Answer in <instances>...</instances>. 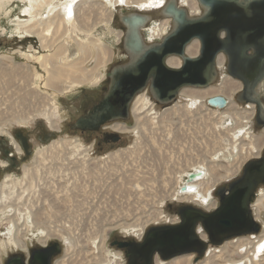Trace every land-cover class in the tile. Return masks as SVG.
<instances>
[{"label":"rangeland","instance_id":"rangeland-1","mask_svg":"<svg viewBox=\"0 0 264 264\" xmlns=\"http://www.w3.org/2000/svg\"><path fill=\"white\" fill-rule=\"evenodd\" d=\"M64 1L65 0H57L54 3L56 5H59L60 3L64 2ZM168 1L169 0H166L167 3H168ZM182 1H184V0H178V2H177L178 7H181L186 12V14H188L189 10L186 7L182 6V4H181ZM195 1L198 2L197 0H195ZM27 6H28V4L26 1L12 0L7 5H5V7H3L2 10H0V67L7 68L9 66L8 68H11L13 66V67L21 68V69H26V71H27L25 73V75L27 77L25 82H23L19 78H7L4 76L0 77V89H1L0 90V99H1L0 100V110L4 111L3 109L10 108L12 111H9L8 113H10V114L12 113L11 115H13L16 112H19L22 110L23 111L28 110L27 112H29L34 107H36V110H35L36 112H31L34 114H32L31 117H29V119H26V120L21 119V118L10 120L9 116H11V115H7L5 113L6 120L2 121V119H0V142L4 148L6 146V147H10L11 151H14V150L16 151V148H14V146L12 144H10V141H13L12 136H14V133H16V132L25 133L26 135L29 136V138L31 140V151L34 152V154H33L34 156L29 158L27 161L22 162L20 165H18V167L15 170L6 172V174L3 175V177L0 180V184L2 182L5 183L2 185V187L5 188L6 190L11 189L10 183H12L14 185H19L23 181L22 178H23V169L24 168L34 170L35 171L34 177L40 178L42 171H43V167L41 165L48 167V165L52 163V161L49 162V161L43 160V158L41 157V154L42 153H48L49 151H53V150L58 149L60 151L59 153L64 155V158H63L64 160L56 162V164H59L58 165L59 167L62 168L64 166V168H65V166H67V168H65V171L68 168L72 170L73 169L72 166H81V167H75L74 169L76 171L75 170L66 171V172L63 171L62 173H57V171L55 169V171L51 172L52 173L51 175L47 176L49 180H52V182L47 180L48 182H50L49 185L51 184L52 191L58 190L55 193L54 199H55V201H57L59 203L58 204L59 206L57 205L58 206L57 209L60 212V214L56 216L57 218H54V216H53L54 212L49 209V207L47 205V201H46L42 207V211L46 212V214L49 215L50 219L49 218L48 219L51 222V225L47 224L46 226L48 228H50L52 226V227H55L57 229H63L62 226H65L66 227L65 229H67L65 231L67 234H69V235H65V234L58 233V235H60L59 237H51L50 240L47 238L52 243L59 245L62 249L60 255L57 257V260H61V261L71 260V261H73V258L76 255H78V254L83 255L84 253H86L85 254V257H87L86 260H88V258H95V261L91 262L89 264H99L97 258H98V254H99V248L102 247L103 252H101V257H103L105 259V262H103V263H105V264H116V262L118 261L120 264H122L123 259L121 258L120 255L115 254V252H118L115 248L110 247L109 239L117 237L120 239L121 238L134 239V240L138 241L139 239L142 240L144 238V236L146 235L147 231L150 228L165 227L167 225L168 226L173 225L174 222H172V221L175 220V216H176L175 209H173V207L178 206L181 201H183V203L181 202V204H184V205L191 203V202L193 203V201L188 200V199L180 200V201L177 200V199H179V197L181 195L180 192H182L181 189H177V188H182L184 186V183H185V180L182 182L181 179H186L188 174L191 172V169L193 170L195 168H198V166H199L200 169L203 170L202 165H206V167H209L210 164L203 162L202 165H199L198 158H200V157L196 154V152H194L195 146L191 142L192 137L191 136H184L182 138L180 136L179 132L177 130H175L176 122H177L176 120L174 122H172L174 124L173 127L169 126L170 127L169 132L166 134L167 140L164 141L163 143L159 144V141L157 140V138L155 139V137H153L151 135V133H149L148 131L145 133L143 132L144 135L140 136L141 134L139 133V127L142 126L143 122L142 121H136V119L142 120L144 116H146L147 118H152L153 121H151L149 119V121H151L150 127L154 128V126H155L156 129L159 128L155 125L156 120H158V121L162 120V121H165L169 124L171 123L168 120L163 119V112L164 111H163L162 106L165 103H163L162 101L160 102V100H156L153 97V95L150 91V88H148V90H149L148 96H150V98L148 96L142 95L147 90L148 86H145L141 90V92L137 94V95L140 94L141 96H139L138 98L135 99L134 102H132L133 103L132 104V113H133L135 124L133 122V119L129 116L130 106L128 108L127 118H125V119L117 118V119L109 121V122H114V121L119 120L120 124H121V122H125L126 123L125 127H127V129L132 128V134L129 132H123V133L119 132V134L122 137V143L120 145L116 146L115 149H112V148L111 149H105L102 151V153L93 154L94 156L87 154V152H86L87 149H85L84 144H82L78 140V136L80 134L78 132H75L78 129H74L73 125L75 124V122L72 123V121H73L74 116H78L82 113V108L80 106H76L74 108H71V105H72L71 99L74 98L75 94L77 92H79L80 89H82L83 87L84 88L85 87L96 88L101 92L102 96L107 94L109 91V85H110V81H111L110 76H109L111 70H113V68H115L117 66L126 65L130 61L129 60L130 55L128 54L129 57L127 56L126 50H125L124 45H123V40L125 39L123 37V35L125 36V34H126L125 33L126 32V26L124 25V21H123L124 17L126 18L131 14L141 15V16H144L146 18L148 17L149 19L148 18L146 19V21L148 23L146 29H149V31H150V30H152L150 28L153 25L152 23H156V24L162 23L164 20V16L162 15L161 9L144 10V11H147L144 13V12H142L143 10L139 11L137 9H129V8L125 9L124 7H119V8L117 7L113 11L114 14L112 15V17L110 18V20L108 22L98 23L93 28H91L90 31H85L83 29H79L77 25H75L74 31H72L70 26L67 27L66 28L67 31L65 32V35H63L61 38H58L54 43H51V48L49 49V48L45 47L46 46L45 42H44V45H41V43L39 42V40L37 38H34L32 36L31 37L26 36L24 34H19L15 30H13L14 25L16 24L14 22L15 20L26 19V17L22 15V11L25 8H27ZM77 8H79V7H77ZM79 10H80V12H79L78 16L80 17L82 13H81L80 8H79ZM127 11L129 13H127ZM44 15H45V13H44ZM98 15H99V13H98ZM93 18L95 19V17H93ZM93 18H92V20H93ZM149 25H150V27H149ZM171 29H172V23L169 25L168 31L170 32ZM60 32H62V31H60ZM141 36H142V39H143L146 46H149L151 44L157 45L162 40V39H159V37H158V39L151 40L146 35V33L144 31L141 32ZM72 38H77L78 39L77 41L80 42L81 44H87L88 39L95 38L97 40H100L107 48H109V50H111V59L109 60V62L106 65L99 66L95 69V74H96L95 77H97L95 80H90L87 83H80V85H77V86L76 85L70 86L69 81L65 80L62 82V85L58 83L59 87L57 86V89L59 88V90H57L56 88L52 89L49 87H45L44 83H45V78L47 77V74H46L45 70L40 66L39 61L37 60V57H39L41 55L46 56V54H49L50 56H48V57H51V66H55L57 69H59L61 71H65L66 69H68L70 64H72L73 62H76L80 58L78 43H76L75 41H72ZM58 47H60V51H57ZM93 50L94 49H92L91 56L95 55V53H94L95 51H93ZM26 55H32L34 57L31 60H28L26 58ZM220 56H222V55H220ZM92 66H94V65H93V60L91 58V60H87L86 62L83 63L82 68L89 70L92 68ZM215 72H216L215 73V79L211 82V84H209V86H212L211 88H215L216 90H218L220 87H222L221 82L224 79V77H226V76L230 77L228 74V65H226L225 67H224V64L219 66V67L217 66ZM82 76L84 77V75H82ZM8 83L10 85H8ZM60 83H61V81H60ZM62 86L65 89H66V87H68V88L70 87V90H69L70 93H68V92L66 94L59 93L61 90L60 87H62ZM6 87L9 89H7ZM31 90L35 91V95ZM29 92H32L33 96L28 95ZM240 94H241V91L239 94H237L236 98H234L235 97L234 94L219 95V96L221 98H223L224 100L230 99L229 106H231L233 104V106L237 105L238 106L237 108L239 110H244V109L249 110V107H248L249 103H245L244 101H242V103H241L238 100V97ZM177 96H179V97L175 101H173V100L168 101V104H172L174 106H172L171 108L166 109V110H171L172 108H176V107L180 108L181 107L182 109L185 110L183 112V117H182L183 119L182 118L181 119L187 124H191L192 120L186 119L185 117L186 116L188 117L189 115H191L192 113H190V112H192V111L195 112L197 107L203 106L204 100H207V103L209 104L208 101L211 99V98L207 97L205 99H202L201 101L196 102V101H189L187 98L182 96L181 93H178ZM20 97H25L24 104L20 102ZM43 97H46V99H48V100L46 101V100L42 99ZM29 99H30V101H29ZM137 99H141V103L144 106L142 107L141 111L136 113V115H137V117H136V115L134 114V111H133V107H134ZM50 101H51V106L57 108V117L53 116L52 110H51L50 114L48 113L49 109H48V106L46 105V102H50ZM262 101L264 102V100H262ZM28 102H29V104H31L32 108H30L27 105ZM188 102L192 103L193 106L192 107L188 106L187 105ZM95 103H97V102H95ZM154 105H158L159 107H156ZM209 109H212V108H209ZM223 109H225V108H223ZM226 110L227 109H225V110L221 109V111L219 110V111L215 112L216 113L215 119L217 120V122L219 124L216 127V129H211V127H209V126L207 128H197L199 131H197L196 128L193 129V131L196 133L197 139L199 141H201V140L203 141V143L201 141V144L196 145V147L199 150H203L202 154H204L203 156L205 158H207L212 163L214 162L213 166H220L224 170V172H226V170L229 171L232 169V165L236 164L237 160L240 158L239 155L236 152L232 155H229V156H222L223 154H220L219 155L220 158L217 159L214 156H211L208 153H206L208 150H210V146H208V144H206L205 139L207 136L208 139L212 140V138L211 137L209 138L208 136H211V135H214L215 133H217L219 135L218 139H221L222 136L226 137L223 141L220 140V143L222 145L227 144V140H228L227 137H230L231 133H227L226 130L233 128L236 124V121L232 118V116L227 115ZM185 112H186V115H185ZM176 115L177 114L174 113L172 115V117L178 120L179 117H178V115L177 116ZM220 116H221V118H223V120L220 119ZM167 118L170 119V117H167ZM236 120L239 121L240 123H242V126H241L242 127L241 130H243L242 133H244L246 131V133L248 134V138L246 135L245 139L242 141V145L246 144V147L249 148V149L246 148L247 150H250V151H252L251 149L254 150L251 152V154L250 153L249 154H247V153L242 154L241 158L248 156V155H250L248 159H250L251 157H254V156H258L259 151L264 146V127L261 125L257 126L255 123V118L249 119L248 121H241L238 118H236ZM204 122H208V121L205 120ZM252 125H254V126H252ZM54 126H56L57 129ZM35 131L43 132L45 134H51V136L53 138H50V137L48 139L45 138V142H41L35 138V134H34ZM187 132L190 133V130H187ZM157 134H160V132H158ZM241 134L238 132L237 133L238 136L234 140L241 138L242 137ZM14 138H15V136H14ZM72 139H76L77 141H73ZM153 139H155V140H153ZM1 140L5 143V146ZM257 140H261V141L263 140L262 145L260 146L261 148L259 147V149L255 143ZM135 141L137 142L136 143L137 146L140 145V143L142 141H145L146 143H148L151 146L150 148L153 147L152 149H150L151 150L150 155L151 156L155 155L156 157L155 158L152 157V159L154 158V160H153L154 162L151 163V164H153V166H151V169L153 167V169H155L158 173L157 179L155 180V182L153 184H154L155 188L165 186V187H163V189H166V190H168L169 188H173L172 186H174L176 190L173 191V196H171L167 199H164L165 200L164 201L162 199H159L158 191H157V193H158V195H157L155 193L156 192L155 190L147 191L146 190L147 187L143 188L140 186L139 188L133 190V188L129 186L128 189L131 190V191H129L130 194H131V192H137L138 193L137 198L132 197V195L130 196L128 193H125L124 194L125 196L120 193V195L125 197V198L120 199V196H117L116 194L113 193L114 188L109 189V191H111L110 192L111 196L109 195L110 198H109L108 194L106 193L107 191H105V188L102 189L103 193H105L104 197H99V196L97 197L96 193H99L100 190L94 188L96 191H93V187H98L99 185L102 186L105 184V182L95 181L93 179V177H95V176L98 177L99 175H101V173L99 174L97 172V171H100V169H96V170H92L90 172H87L88 175H86L85 174L86 170L84 169L82 171L83 167L88 166V164H89V165H96L99 168H105L107 166L106 164H111V163L116 164L115 168L120 169V171L117 174L118 177L107 175L108 173H103L102 175H105V176L107 175L108 177L111 178L110 180L114 179L116 181H121V179H120L121 175H123V176L129 175V174H126L127 170H130V171L133 170V172H137V171L143 170L144 166H147L149 164V162L145 163V159L141 158L148 151L145 145H144V147L140 146L138 148L136 146L137 149L136 148L132 149V152H135V154H134L135 156L131 155L132 157H125L126 159L128 158L127 160H124L125 158L124 159L120 158V160H121L120 162L111 161V157H109V155H110L109 153H116L119 149L121 151H124L126 149L131 150V147L133 146V142H135ZM147 141H150V142H147ZM214 142H215V140H214ZM247 145H249V146H247ZM75 147H77V148H75ZM74 148H75V150H74ZM145 148H146V150H144ZM211 148L213 149V145ZM164 150L166 151V153H162V151H164ZM204 151H205V153H204ZM213 151L215 152V149H213ZM225 151L227 152L228 148H226ZM154 152H156V153H154ZM157 153L160 157L157 156ZM160 153H162V154H160ZM13 154L16 157H19L21 155L17 151L15 153L13 152ZM137 154H139V155H137ZM137 156H138V159H137ZM147 161H148V159H147ZM53 163H55V162H53ZM36 166H38V167H36ZM37 168H38V170H37ZM111 168H113L115 170L114 167H111ZM222 169L219 168L218 172L223 173ZM240 171L239 172L242 175L243 169ZM77 172H79V173H77ZM239 172H237L236 175H232V176L230 174H228L229 178L218 182L215 185V186H217V188H213L211 190V192H210L211 196L209 197L208 202L205 204H209V201L211 199H213V197H214V199H218L217 198L218 191L219 190H227V188L229 187V184L232 183L233 178H235ZM53 173H55V174H53ZM205 174H206V171H205ZM226 175H227V172L225 173V176ZM241 175L238 176L237 180L241 177ZM83 178H85L90 184L84 183ZM110 180H107L106 183L109 184ZM230 180H231V182H230ZM181 182H182V184H181ZM75 183H76V185H75ZM6 184H10V185H6ZM59 186L60 187L63 186V189H59ZM145 186H147V185H145ZM84 187H86V188L84 189ZM77 188H78V192H77ZM67 189L68 190L71 189L73 191L70 192V190L68 191ZM79 189H81V190H79ZM83 190H85V191H83ZM177 190H179L178 194H177ZM46 191L49 194L52 193V191L50 189H47ZM87 192H89V193L86 194ZM74 193H75V196H74ZM71 194L73 196H71ZM77 194H79L78 197H77ZM263 195H264V188H263V191L261 192L260 197H262ZM106 196H107V198H109L111 200V201H109L110 204L107 206L102 204V206H101L99 204L100 200L102 201V203L106 202V199H105ZM59 198L61 199V202H60ZM89 199H91V201H93L92 206L90 207L89 210L86 211L84 219L79 218L78 220H80V221H76V219L73 218V216H75V215L77 216V210L79 209L78 213H80V212L83 213V209L86 207L84 204H82L80 202H84L83 200L89 201ZM116 199H118L120 201H117ZM44 200H46V199H42L40 202H42ZM73 201H75L76 204ZM116 201H117V203H116ZM256 201H258V199ZM62 202L64 203V206L68 207L69 210H71V212H72V213L68 212L67 213L68 217H64L67 219V221H62V218H63L62 214L65 213V211H64L65 208L62 205L63 204ZM80 205H82V206H80ZM256 205H257V202L255 204V207H256ZM108 207H109V209L107 210L106 208H108ZM199 207L204 208V204L200 205ZM69 210H67V211H69ZM11 212H13V211H11ZM73 212H74V214H73ZM255 212H256V215H258L257 218H259V214L264 213V210L261 209L259 212H257L255 210ZM136 213H137V215H136ZM153 214H156V220H154L155 218L152 217ZM8 215H10V213ZM6 216H7V212L3 213V217L0 219V222L4 221V223L0 226V261L5 257L7 252L15 249L14 246L11 244V241L13 240L11 235H16V234L20 235L21 234L19 231L15 230V227L13 225H9L8 222L5 221L9 217V216L8 217H6ZM50 216H52V218ZM98 216H99V218H98ZM60 217H62V218H60ZM56 219H58V221ZM68 222H72V223H68ZM127 223H128V225H127ZM44 224L45 223H42L40 225L43 227ZM141 224L145 225L144 230H143L144 232L142 231V233H141L142 235L139 234L140 232L138 231ZM17 225L23 226L21 222H18ZM32 225L29 224L30 227H32ZM47 227H46V229H42L39 226V229L37 230V227L33 226V230H29L23 237L20 238V241H22L26 247H29V248H34L35 246L37 247L39 245V243L42 242V240H46L45 239L46 238L45 232H47V233L51 232L49 229H47ZM100 227H102V231H100V233H101L100 238L99 237L98 238H92L90 236V234L91 233L93 234V231H95V230H97V231L100 230L101 229ZM9 228L11 230L10 233L7 232V230ZM71 230H72V232H71ZM263 231H264V229L262 230V232ZM262 232H260V234ZM260 234H258L256 236H259ZM140 235H141V237H140ZM68 236H71V237H68ZM256 236H253V237H256ZM241 237H249L250 238V236L235 237L232 239H228L226 242H223L221 245L212 246V247L210 246V249L218 250V249L222 248L225 243L235 241ZM84 240H86V241H84ZM79 241H80V243H78ZM210 249L208 250V252L206 254L203 253L202 256H198V255H194V254H189V255L183 254V255L189 257L188 264H205L206 259L209 258L208 255H209ZM240 253L241 252H239V254ZM240 256L241 255H235L234 257H232V259L238 260L240 258ZM248 256L250 257V254H248ZM195 258L198 260L197 262H194L196 260ZM251 264H264V252L261 253V257L258 258V260L255 259V261H253V263H251Z\"/></svg>","mask_w":264,"mask_h":264},{"label":"bare ground","instance_id":"bare-ground-1","mask_svg":"<svg viewBox=\"0 0 264 264\" xmlns=\"http://www.w3.org/2000/svg\"><path fill=\"white\" fill-rule=\"evenodd\" d=\"M10 1H12V0H0V10H2L3 7H5V5H7ZM22 1H26L28 4L27 8H25L22 11V15L25 16L26 19L15 20L14 22L16 24L14 25L13 30H15L19 34H24L26 36H30V37L32 36L34 38H37L39 40V42L41 43V45H44V42H45L46 43L45 47L49 48V49L51 48V43H54L58 38H61L63 35H65V32L67 31V29H66L67 27L70 26L72 31H74L75 30L74 27H75V25H77L79 29H83L85 31H90L91 28H93L98 23L108 22L110 20V18L112 17V15L114 14L113 11L117 7L118 8L124 7L125 9L126 8L137 9L139 11L143 10L142 12H144V13L147 12L144 10L161 9L162 15L163 16L165 15L164 20L160 24H156V23L151 22L153 25L151 27H150L151 24L149 25V27L152 29L150 31H149V29H146V27L148 25L146 19L148 17L146 18L144 16H141V17H144L145 20L142 18L141 24L137 27V32H138L139 36H138V38L134 39V42L137 45L139 44L140 48H137V50L135 48H130L129 50H127L128 54L130 55V61H131L130 64H135L138 61V58L145 51L146 45H145V43L142 39V36H141L142 31H144L146 33V35L151 40L158 39V37H159V39H162L160 42H162L163 39L171 33V31L173 30V28L176 24L175 21L173 20V12L165 9V7L168 6L167 4L169 3V2L167 3L166 0H65L64 2L60 3L59 5H56L54 3L57 0H22ZM177 2H178V0L170 1V3L173 4L174 8L176 7L178 9H180L181 7H178ZM181 4L183 7H186L190 11V12L188 11L187 17L199 18L204 14V7H202V5L199 4L198 2H196L195 0H184L181 2ZM77 7H79L81 9L82 14L80 17L78 16L80 10ZM97 12L99 13V15ZM44 13H45V15H44ZM127 13H129V12L127 11ZM134 15H136V14H134ZM138 16H140V15H138ZM93 17H95V19ZM92 18H93V20H92ZM171 23H172V29L169 32L168 27ZM60 31H62V32H60ZM131 31H134V30L131 29L130 31H127V34H125V36L123 35V37L126 40L129 39L127 35H129V33ZM77 40H78L77 38H72V41H75L76 43H78L80 58L76 62H73L72 64H70L68 69H66L65 71H61V70L57 69L55 66H51V57H48V56H50L49 54H46V56L41 55V56L37 57V60L39 61L40 66L45 70V72L47 74V77L45 78V83H44L45 87L57 89L58 83L62 85V82L65 80L69 81L70 86H72V85L77 86V85H80V83H87L90 80H95L97 78V77H95V69L99 66L106 65L109 62V60L111 59V50H109V48H107L100 40H97L95 38L88 39L87 44H81ZM92 49H94L93 51H95L94 52L95 55L91 56ZM57 51H60V47L57 48ZM198 52H199V44H198L197 40H192L184 50L185 56H187L188 58L196 57V55H198ZM33 57L34 56H32V55H26V58L28 60H31ZM91 58L93 60L94 66H92V68L89 70L83 69L82 68L83 63L86 62L87 60H91ZM223 63H224L223 57L218 56L216 66L219 67V66L223 65ZM165 64H166V67H168V68L169 67H171V68L180 67L182 64V58H178L177 56H169L165 60ZM8 67L7 68L0 67V77L4 76L7 78H19L23 82L26 81V79H27V77L25 75V73L27 72L26 69H21V68L13 67V66L11 68H8ZM82 75H84V77ZM229 76L230 77H227V76L224 77V79L221 82L222 87H220L218 90H216L215 88H211L212 86H209V84H208V85H205V86L200 87V88L182 87L181 89H179L180 90L179 93H181L182 96L187 98L189 101H196V102L201 101L202 99H205L207 97L212 99V98L220 97L219 95H227V94L237 95L242 90L241 84H243V83L240 80L233 78L231 75H229ZM60 81H61V83H60ZM8 85H10V84L8 83ZM250 87H252L250 89L251 98H253V96H255V95H259V97L260 96L263 97L262 100H264V77L260 76L256 82H253L252 85H250ZM7 89H9V88H7ZM60 89L61 90L59 93H62V94H66L67 92L70 93L69 92L70 87L69 88L66 87V89H65L62 86V87H60ZM57 90H59V88ZM31 91L35 95V91L34 90H31ZM32 92H29L28 95L33 96ZM42 99H44L46 101L48 100V99H46V97H43ZM227 100H225L226 101L225 109H227L226 113L228 116H232V118L236 121V124L233 128L226 130L227 133H231L230 137H227L228 138L227 144L222 145L220 143V140L223 141L226 137L222 136L221 139H218L219 135L217 133H215L214 135L208 136L209 138L211 137L212 140L208 139L207 136L205 139L206 144H208V146H210V150H208L206 153H208L211 156H214L217 159L220 158V156H219L220 154H223L222 156H229V155H232L236 152L239 155L240 158L237 160L236 164L232 165V169L229 171L226 170V172H227L226 176H225L226 172H224V170L220 166H213L214 162L212 163L207 158H205L203 156L204 154H202L203 150H199L196 147V145L201 144L202 140L199 141L197 139L196 133L193 131L194 128H196V130L199 131L197 128H207L208 126L211 127V129H216V127L219 124H218L217 120L215 119L216 118L215 112L219 111V109H221V107L214 106L215 108H219V109H215V108L209 109L206 107L203 109L204 105L197 107L195 112L194 111L190 112V113H192L191 115H189L188 117L184 116L186 119L192 120L191 124H187L182 120L183 119L182 118L183 112L185 110L182 109L181 107L180 108L176 107V108H172L171 110H166L163 112V119L168 120L171 123L169 124V123L162 121V120H159V121L156 120L155 125L157 127H159L158 129H156L155 126H154L155 129L150 127V124H151L150 122L153 121L152 118H147L146 116H144L142 120L136 119V121H142L143 122L142 126L139 127V133L141 134L140 136H143L144 133L148 131L149 133H151V135L153 137H155V139L157 138V140L159 141V144L162 143L163 139L167 137L166 134L169 132V129H170L169 126L173 127L174 124L172 122H174L176 120L177 122H176L175 130H177L179 132L180 136L182 138L184 136H191L192 137L191 142L195 146L194 152H196V154L200 157V158H198L199 165H202L203 162L210 164L209 167H206V165H202L203 170L200 169L199 166H198V168H195V172H196L194 174L195 178L193 180H190V181H185L184 187L187 190L180 192L181 195H180L179 199H177L179 201L188 199L191 201H193V200L197 201L198 200V201H203L206 203L208 201L209 197L211 196V194H210L211 190L215 187V185L218 182L229 178L228 174H230L231 176L236 175L237 172H239L241 170L243 164L245 163V161L250 156V155H248V156L241 158L242 154H246V153L251 154V152L254 151L251 148L250 149L252 151L247 150L246 148H248V147H246V144L242 145V141L245 139L246 135L248 138V134L246 133V131L244 133H242L243 132V130H241L242 123L237 121L236 118L240 119L241 121H248L249 119H254L256 117L257 108L255 107L254 104L249 103L248 104L249 110H246V109L239 110L237 108L238 107L237 105L233 106V104H232L231 106H229L230 99H227ZM24 101H25V97H20V102L24 104ZM29 101H30V99H29ZM204 101H207V100H204ZM27 105L30 108H32V106H31V104H29V102ZM46 105L48 106V109L50 111V112L48 111V113L50 114L51 110H52L53 116L57 117V108L51 106V101L46 102ZM187 105L190 107L193 106L192 103H189V102L187 103ZM143 106L144 105L141 103V99H137L135 102V105L133 107L134 114L136 115L137 112L141 111ZM225 109H222V110H225ZM3 110L4 111L0 110V119H2V121H5L6 120L5 113L7 115H11L12 113L10 114L8 112L12 111V110L10 108H5ZM35 110H36V107H34L31 111H29L30 113L27 112L28 110H26V111L22 110V111L16 112L15 114L9 116V119L10 120L19 119V118L24 119V120L29 119V117H31V115L34 114L31 112H36ZM260 111H261V114H264V102L263 101H262V108L260 109ZM174 113L178 115V117H179L178 120L172 117V115ZM185 115H186V112H185ZM136 117H137V115H136ZM167 117H170V119H168ZM149 119L151 121H149ZM220 119L223 120V118H221V116H220ZM205 120L208 122H204ZM54 127L56 128V126H54ZM122 130H125V129H122ZM187 130H190V133H188ZM156 132L157 133L160 132V134H157ZM238 132L240 134L242 133L241 134L242 137L234 140L235 138H237ZM155 139H153V140H155ZM214 140H215V142H214ZM262 141L257 140L255 142L258 149L262 145ZM142 142L143 143L140 144L139 146L144 147V145H145L148 151L141 158L145 159V163L149 162V164L147 166H144L143 170H140L137 172H133V170L130 171V170L126 169L127 170L126 174H129V175L128 176L121 175L120 176L121 181H116L114 179L110 180L111 178L107 176V175H111L114 177H118L117 174L120 171V169L115 168L116 164H112V163L106 164L107 166L105 168H99L96 165H89V164H88V166L83 167L82 171L85 169L86 175H88L87 172H90V171L96 170V169H100V171H97V172L99 174L101 173V175H99L98 177L95 176V177H93V179L95 181L105 182V184L102 186L99 185L98 187H93V191H96L95 189L100 190L99 193H96L97 197L98 196L104 197L105 193H103L102 189L105 188V191H107L106 193L109 196L110 192H111V191H109V189L114 188L113 193L116 194L117 196H120V199L125 198L122 195H120V193L123 195L125 193H128L130 196L132 195V197L137 198L138 193L137 192H131V194H130L129 191H131V190L128 189L129 186L132 187L133 190L139 188L140 186L143 188L147 187L146 188L147 191L155 190L156 191L155 193L157 195L159 193V199H162V200L173 196V191L176 190L174 186H172L173 188H169L168 190L163 189V187H165V186L155 188L153 183L157 179L158 173L155 169H153V167L151 169V166H153V164H151V163L154 162L153 160L156 156L150 155V151H151L150 149H152L153 147L150 148L151 146L148 143H146L145 141H142ZM147 142H150V141H147ZM202 143H203V141H202ZM212 145H213V149H215V152L211 148ZM247 146H249V145H247ZM75 148H77V147H75ZM75 148H74V150H75ZM226 148H228L227 152L225 151ZM144 150H146V149H144ZM59 152L60 151L57 149V150L49 151L48 153H42L41 154V157L43 158V160L49 161V162L52 161V163L49 164L48 167L41 165L43 167V171L41 170L42 174L40 173L41 174L40 178L34 177L35 176L34 170L26 168L25 170H23L24 172H23L22 183H20L19 185H13L11 183H10L11 185L6 184V185H10L11 189L8 192H4L2 196L5 200H8L9 202H4V203L0 204V212L7 211L6 217H8V216L9 217L5 221L8 222L9 225H13L15 227V230H17L21 233L20 235H17V234L11 235V237L13 239L11 241L12 245L18 246L21 243L20 238L23 237L29 230H33L29 226V224H31V225L33 224L34 226H36L37 230L39 229V226L42 229H46L47 224L51 225V222L49 221V219H50L49 215L46 214V212L42 211V207L46 201H47V205H48L49 209L54 212V215H53L54 218H57L56 216L60 214V212L57 209V207L59 206L58 205L59 203L57 201H55V199H54L55 193L58 190L52 191L51 184L49 185L50 182L47 181V180H49L47 176L51 175L52 174L51 172L55 171V169H56L57 173H62L63 171H65V168H67V166H65V168H64V166L61 168L58 166L59 164H56L57 161L64 160L63 159L64 155L59 153ZM119 153H121V154L120 155H114V154L111 155L110 156L111 161L120 162L121 161L120 158L124 159L125 155L127 156V154L123 155L122 152H119ZM154 153H156V152H154ZM162 153H166V151L164 150V151H162ZM162 153H160V154H162ZM204 153H205V151H204ZM133 154H135V152ZM133 154L130 153V156ZM139 154H137V155H139ZM157 156L160 157L158 155V153H157ZM152 157H154V158L152 159ZM127 159L125 158L124 160H127ZM137 159H138V156H137ZM147 159H148V161H147ZM53 162H55V163H53ZM36 167H38V166H36ZM75 167H81V166H72V168H73L72 170L68 168L66 171H73V170H75L74 169ZM111 167H114L115 170ZM219 168L222 169L223 173L218 172ZM37 170H38V168H37ZM205 171H206V174H205ZM55 173H53V174H55ZM77 173H79V172H77ZM103 173H108V174L105 176V175H102ZM83 179L82 180L84 181V183L90 184L85 178H83ZM106 179L110 180L109 184L106 183L107 182ZM181 180L183 182L185 179H181ZM49 181L52 182V180H49ZM182 182H181V184H182ZM75 185H76V183H75ZM145 185H147V186H145ZM85 188L86 187H84V189ZM47 189H50L52 191V193L49 194L46 191ZM59 189H63V186H61V187L59 186ZM177 189H182V188H177ZM69 190H70V192L73 191L71 189H69ZM79 190H81V189H79ZM83 191H85V190H83ZM157 191H158V193H157ZM178 191L179 190H177V194H178ZM77 192H78V188H77ZM88 193L89 192H87L86 194H88ZM78 195L79 194H77V197H78ZM71 196H73V195L71 194ZM74 196H75V193H74ZM110 196H109V198H110ZM109 198H107V196H106L105 197L106 202L102 203V201L100 200L99 204L101 206H102V204L106 205V206L109 205L110 204L109 201H111ZM42 199H46V200L40 202ZM59 200L61 202L60 198H59ZM116 200L120 201L118 199H116ZM83 201L84 202H80V203L84 204L86 206L85 207L86 209L84 208L83 213L80 212L81 214L78 213L79 209L77 210V216L76 215L73 216V218H75L76 221H80V220H78L79 218L84 219L86 211L89 210L90 207L92 206L93 201H91V199H89V201H87V200H83ZM117 201H116V203H117ZM73 202L76 204L75 201H73ZM257 203L258 204L256 206V211L259 212L261 209L264 210V204H263L264 198L259 199L257 201ZM198 204L201 205L200 203H198ZM62 205L64 206V203ZM80 206H82V205H80ZM64 208H65V210H64L65 213L62 214L63 218L62 217H60V218H62V221H67V219L64 217H68L67 213L71 212V210H69V208L65 207V206H64ZM106 209L108 210L109 207ZM67 210H69V211H67ZM11 211H13V212H11ZM9 213H10V215H8ZM73 214H74V212H73ZM136 215H137V213H136ZM2 217H3V214L0 213V219ZM50 217L52 218V216H50ZM152 217L155 218L154 220H156V214H153ZM257 217H258V215H257ZM98 218H99V216H98ZM56 220L58 221V219H56ZM18 222H21L23 226H18L17 225ZM42 223H45L43 225V227L40 225ZM68 223H72V222H68ZM127 225H128V223H127ZM0 226H1V224H0ZM144 227H145V225L141 224V226L138 229V231L140 232L139 234L142 233V231L144 230ZM62 228L63 229H57V228L52 227V226L50 228L47 227V229H49L51 232L47 233L44 231L46 233L45 239H47V238L50 239L51 237H59L60 235H58V233L69 235L65 231V230H67V229H65L66 227L62 226ZM100 228L101 229L98 231L97 230L93 231V234L91 233L92 235L90 234V236L92 238H98V237L100 238V234H101L100 231H102V227H100ZM7 232L8 233L11 232L10 228L7 230ZM71 232H72V230H71ZM141 235H140V237H141ZM68 237H71V236H68ZM205 238L206 237L203 236V239H205ZM43 241H45V240H42V242ZM84 241H86V240H84ZM78 243H80V241ZM101 252H103L102 247L99 248V254H98V258H97L98 263L105 262V259L103 257H101ZM239 252H241L242 254L241 253L239 254ZM262 252H264V231L259 236H256L254 239L244 237V238L237 239L235 241H231L229 243H225L224 246L218 250L211 249L209 251V255H208L209 258L206 259L205 264H251V263H253V261H255V259L258 260V258L261 257ZM85 254L86 253H84L83 255L82 254L76 255L73 258V261H70L68 264H71V262H74L73 264H76V263L88 264V263L95 261V258H88V260H86L87 257H85ZM115 254L119 255V252H117ZM248 254H250V257L248 256ZM235 255H241V256L238 260H234V259H232V257H234ZM188 262H189V257L184 258L180 261H175L171 264H188Z\"/></svg>","mask_w":264,"mask_h":264},{"label":"water","instance_id":"water-1","mask_svg":"<svg viewBox=\"0 0 264 264\" xmlns=\"http://www.w3.org/2000/svg\"><path fill=\"white\" fill-rule=\"evenodd\" d=\"M170 1L165 9L173 12L176 23L171 33L159 44L145 46V51L135 64L129 61L126 65L113 68L109 75V91L103 102L106 105L100 110L98 118L78 119L73 125L74 129L91 128L86 127L87 122L90 123L88 126H97L109 120L127 118L132 96L140 92L149 81L153 97L161 100L166 96L169 101L175 100L182 87L200 88L211 84L216 73L213 60L203 71L198 58L185 56L184 50L192 40L201 42V54L210 48L214 54L227 56L228 74L243 83L238 100L254 104L257 108L255 123L264 126V114L260 111L263 97L255 95L251 98L250 95V85L264 73V59L258 63L255 58L247 55L249 50L259 55L264 48V0H197L204 7V14L199 18L187 17L183 9L174 8ZM142 18L145 20L141 15L132 14L123 20L126 34L134 30L127 35L129 39L123 40L127 56L130 48H140L134 39L139 36L137 27ZM169 56L182 58L183 65L177 68L166 67L165 60ZM111 99H121L122 103L114 112L109 102ZM208 102L221 108L226 105V101L220 97ZM194 178V175H190L189 179ZM263 182L264 157L249 161L243 168L242 176L230 185L228 195H224V190L220 191L221 206L216 213L208 215L201 211H188L195 216L192 221L184 218L177 226L150 228L143 243L134 246V257L139 258L142 264H151V257L155 254L163 260L190 251L202 256L206 243L195 235L194 227L198 223L202 224L213 246L235 237L260 234L264 229V213L262 222L256 223L250 214L248 197L257 184ZM186 190L185 187L181 189Z\"/></svg>","mask_w":264,"mask_h":264},{"label":"flooded vegetation","instance_id":"flooded-vegetation-1","mask_svg":"<svg viewBox=\"0 0 264 264\" xmlns=\"http://www.w3.org/2000/svg\"><path fill=\"white\" fill-rule=\"evenodd\" d=\"M197 41L199 44V52H198V55H196V57H194V58L199 59L200 67L203 71L207 68L211 59L213 60V66H214V69L216 70L217 58L220 55H222V57L224 59V63H223L224 67L226 65H228V58L225 54H222V53L214 54V52H212L210 50V48L201 54V52H200L201 42L199 40H197ZM263 49L264 48L261 49V52L259 55H255L253 53V51H251V50H249L247 52V55L252 56L259 63V61L264 59V50ZM182 65H183V62L181 64V66ZM261 76L264 77V73ZM146 86H148V87H147V90L142 94L143 96L149 95L148 88H150L151 82L150 81L147 82ZM241 86L243 88V84H241ZM140 92H138V93H140ZM179 92H180V90L177 92V94ZM138 93H136L135 95L132 96L130 103H129L130 108L128 106L129 116L133 119L134 124H135V121H134V117H133V113H132V104H133L132 102H134L136 98L141 96L140 94L137 95ZM106 96H107V94L102 96L101 92L96 88H87V87L84 88L83 87L82 89H80V91L75 94L74 98L71 99L72 100L71 101V103H72L71 108H74L76 106H80L82 108V113L78 116H74L72 123L76 122L78 119H88V118L94 117V116L96 118H98L100 110H102L103 107L106 105V104H103ZM234 96H235L234 98H236L237 95H234ZM148 97L150 98V96H148ZM178 97L179 96H176L175 100ZM261 100H262V98H261ZM122 101H123V98H122ZM161 101L163 103H165L162 106L163 111L174 106L172 104H168L169 99L166 96L162 97L160 102ZM95 102H97V103H95ZM109 102L111 104V108H112L113 112L117 109V107L119 105L122 104L121 99H116V100L111 99V100H109ZM203 103H204L203 109L205 107L206 108H215L213 105L208 104L207 101H203ZM154 106L159 107L158 105H154ZM223 108H225V106ZM223 108H221V109H223ZM215 109H219V108H215ZM221 109H219V110H221ZM109 121H111V120H109ZM109 121L103 122L101 124L99 123V124H97V126H88L90 123L87 122L86 127H91V128H86L84 130L78 129L79 131L78 130L75 131V132H78L80 134L78 136V140H79V142L84 144L85 149H87L86 150L87 154L93 155V154H97V153H102V151L105 149H111V148L115 149L116 146H118L122 143V137L119 134V132L120 133L129 132L132 134V128L127 129V127H125L126 126L125 122H121V124H120L119 120L114 121V122H109ZM252 126H254V125H252ZM92 128H96V129H92ZM121 129H126V130H121ZM34 134H35V138L41 142H45V138L46 139H48L49 137L53 138L51 136V134H45V133L39 132V131H35ZM14 136H15V138H14ZM14 136H12L13 141H10V144H12L14 146V148H16V151L21 155L19 157H16L13 154V152L15 153L16 151L15 150L11 151L10 147H6L5 143L1 140L2 143L4 144L5 148L1 145V142H0V180L3 177V175L6 174V172L15 170L18 167V165H20L22 162H25L29 158L34 156L33 155L34 152L31 151V140H30L29 136L26 135L25 133H21V132L14 133ZM72 140L77 141L76 139H72ZM166 140H167V137L163 139L162 143ZM140 144H142V142ZM134 148H136V141L133 142V146L131 147V150L126 149L124 151H121L119 149L116 153H109L110 154L109 157L113 154L114 155L115 154L120 155L121 153H119V152H122L123 155L127 154V156L125 155V157H132V156H130V153H132V154L134 153V152H132V149H134ZM263 157H264V146L259 151L258 156L251 157L250 159H248L244 163L241 170L244 168V166L249 161H255V160H258V159L263 158ZM25 169L26 168H24L23 170H25ZM193 171L191 169V172L188 174L185 181H190V179H189L190 175H194L196 173L195 169H193ZM240 172L238 173V175L235 178H233L232 183L237 181L238 176L241 175ZM230 182H231V180H230ZM232 183L229 184V187ZM3 184H5V183L2 182L0 184V204H2L4 202H9L8 200H5L2 196L4 192L10 191V190H6L5 188H3L2 187ZM229 187L227 188V190H224V191L219 190L218 196H217L218 199H214V197H213V199H211L209 201V204H205V202H203V201L193 200L194 204L191 202V203L184 205V204H181V202L183 203V201H181L178 206L173 207V209H175L176 216H175V220L172 221V222H174V224L169 225V226L179 225L183 221L184 218L186 220L189 218V221H192L195 218V216L191 215L188 211H190V212L193 211L192 213L197 212V211H201V212L208 214V215L216 213L221 206V202H220L221 199L219 196L220 191H223L225 193L224 195H228L227 191L229 190ZM214 188H217V186H215ZM263 188H264V182L258 183L257 186L253 189L252 194L249 195V197H248L250 214H251L252 219L256 223H261V221H262L263 213H260L259 218H257L256 212H255V210H256L255 204L257 202L256 201L257 199L259 200L261 198H264V195L262 197H260L261 192L263 191ZM240 200H241V198H240ZM197 202L200 203L201 205L204 204V208H200L199 207L200 205ZM5 212H7V211H3L0 213L3 214ZM3 223H4V221L0 222L1 225ZM33 226L34 225H32V227H31L32 229H33ZM194 232H195V235L197 236V238L201 242L206 243V246L203 249V253L206 254L208 252V250L210 249V246L212 247L213 245L210 244V242L208 240V235H207L206 231L204 230L201 223H198L195 225ZM203 236H205L206 238L203 239ZM241 238H244V237H241ZM247 238H249V237H247ZM254 238L255 237H253V236L250 237V239H254ZM143 239L142 240L139 239L137 241L134 239H124V238L120 239V238L114 237V238L109 239V245L111 248H115L119 252V255L123 259L122 264H142L139 261V258L134 257L133 253L135 251L134 246L143 243ZM238 239H240V238H238ZM47 240L48 239L39 243V245L37 247L35 246L34 248L26 247L22 241L18 246L13 245L15 249L7 252L5 257L0 261V264H68L71 260H65V261L57 260V257L60 255L61 250H62L61 247L59 245L54 244L51 241H49L50 239L48 241ZM224 242H226V241H224ZM192 249H197V247H192ZM115 253H117V252H115ZM186 254L187 255H189V254L197 255V253H195L194 251L187 252ZM186 254H184V255H186ZM182 255L174 256V257L169 258L167 260H163V259H161V257L159 255L155 254V255H152V257H151V264H171L175 261H180L184 258H188L187 256H184V255L182 256ZM197 261L198 260H195L194 262H197ZM73 263L74 262H71V264H73ZM76 264H81V263H76ZM99 264H105V263H99ZM116 264H120V263L117 261Z\"/></svg>","mask_w":264,"mask_h":264},{"label":"crops","instance_id":"crops-1","mask_svg":"<svg viewBox=\"0 0 264 264\" xmlns=\"http://www.w3.org/2000/svg\"><path fill=\"white\" fill-rule=\"evenodd\" d=\"M96 75V74H95Z\"/></svg>","mask_w":264,"mask_h":264}]
</instances>
